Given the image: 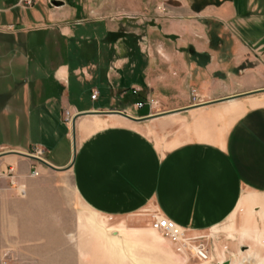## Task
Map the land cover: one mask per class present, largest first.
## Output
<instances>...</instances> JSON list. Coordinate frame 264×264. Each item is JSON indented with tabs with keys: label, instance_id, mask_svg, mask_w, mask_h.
Returning <instances> with one entry per match:
<instances>
[{
	"label": "crops",
	"instance_id": "0c3cea01",
	"mask_svg": "<svg viewBox=\"0 0 264 264\" xmlns=\"http://www.w3.org/2000/svg\"><path fill=\"white\" fill-rule=\"evenodd\" d=\"M58 1L0 0V264H162L155 213L204 236L202 264H264V104L225 99L264 86V0ZM131 19L139 65L110 42Z\"/></svg>",
	"mask_w": 264,
	"mask_h": 264
},
{
	"label": "rangeland",
	"instance_id": "374dc122",
	"mask_svg": "<svg viewBox=\"0 0 264 264\" xmlns=\"http://www.w3.org/2000/svg\"><path fill=\"white\" fill-rule=\"evenodd\" d=\"M53 1H58V0H53ZM63 1H66L67 3L74 2L73 0H63ZM51 4L53 5L54 3H51ZM69 5L72 6L71 4H69ZM131 21H132L131 22L132 32L131 33L125 32L123 23L121 22V25L119 26L118 31L111 33V36H112L111 40L112 41L110 40V42H113V40H114V42H120L122 45H125L126 47H128V49H131L132 62H134L135 64L137 63L136 65H139L138 62H139V54H140L141 33L139 34V33H136L134 31H135L136 27L139 26L140 24L138 22L134 23L133 19H131ZM79 23H80V20H77V19L74 20V22H73L74 25L79 24ZM91 23L92 22H90V24ZM128 23H130V22H127V24ZM71 24H72V22H71ZM127 30H128V28H127ZM67 42H68V40H67ZM75 43L76 42H75L74 38H69V45H68L69 47L68 48H70V45L74 46ZM89 45H91V44H89ZM69 57L73 58V55L69 54ZM89 58L91 59V56ZM46 72H47V74H49L52 71L49 68H47ZM24 73L22 74L21 77L25 76ZM263 88H264V86L260 87V89H263ZM142 95H143L142 97L146 98V95L144 92H142ZM130 97L132 98L131 100H129V98L125 97L126 103H125V101L123 102V101L117 99L116 100V107L121 108V106L127 105V104H129L130 106H135L134 102L137 100V97H134V98L132 96H130ZM146 101H148L147 98H146ZM261 104H264V91L255 92V95H253V97L246 98L245 100L242 101V104L239 103V104H236L235 106H233L232 109L234 112V117L236 118L247 106L261 105ZM115 110H117V109H115ZM163 110L164 109H159V110H157V112L159 113V112H162ZM165 111H163V112H165ZM152 216L153 215H151L149 218L148 217L145 218L146 220L144 221L143 224H144V227L146 228V231L143 232V234L141 236L148 237V238L160 239L164 243V261L162 262V264H177L178 257H182V258H185L188 260V262L185 261V262H183V264H185V263L202 264V263H204V261H207L210 258L209 254H207V257L204 260L188 258L184 254H182L181 252L176 250L174 245L170 244L166 239H164L158 231L151 228ZM106 221H107L106 224L111 228V230H113V231L110 230L111 234L115 233L116 236H135V235L131 234V232L125 231L127 229V225L124 224L123 219H108ZM138 236H140V235H138ZM207 248H208V246H207ZM148 264H157V263L155 262L154 258L153 259L150 258ZM158 264H161V262H159Z\"/></svg>",
	"mask_w": 264,
	"mask_h": 264
},
{
	"label": "built area",
	"instance_id": "2783aa9c",
	"mask_svg": "<svg viewBox=\"0 0 264 264\" xmlns=\"http://www.w3.org/2000/svg\"><path fill=\"white\" fill-rule=\"evenodd\" d=\"M37 0H19V4L23 7H32ZM98 96L97 91H93L91 98L95 99ZM149 105L152 108L156 102L153 99H148L146 102L139 101L135 103L137 108L144 105ZM35 158L43 159L44 149L34 147L31 151L26 153ZM33 174H37L34 170ZM23 194V190H20ZM151 228L158 231L164 239L170 244L174 245L176 250L184 254L188 258L204 260L208 254L207 243L203 235L193 233L189 228L183 227L173 221L172 219L155 213L152 216Z\"/></svg>",
	"mask_w": 264,
	"mask_h": 264
},
{
	"label": "water",
	"instance_id": "95a60500",
	"mask_svg": "<svg viewBox=\"0 0 264 264\" xmlns=\"http://www.w3.org/2000/svg\"><path fill=\"white\" fill-rule=\"evenodd\" d=\"M54 5L56 6H59L62 4V1H53ZM260 91H264V88L263 89H258V90H255V91H252V92H249V93H244V94H237V95H232V96H229V97H226L225 99H233V98H237V97H240V96H243V95H246V94H253L255 92H260ZM107 112H111V113H117V114H121L123 116H126V117H129V118H134L132 116H130L129 114L123 112V111H118V110H110V111H107ZM87 113H101V111H91V112H87ZM165 112H160L159 114H164ZM75 120V119H74ZM13 152V151H12ZM26 156H29L31 158H34L36 159L37 161L41 162L42 164H45L47 166H50L51 168H54L52 165H50L49 163H47L45 160L43 159H39V158H35V157H32L30 155H27L25 154Z\"/></svg>",
	"mask_w": 264,
	"mask_h": 264
},
{
	"label": "trees",
	"instance_id": "16d2710c",
	"mask_svg": "<svg viewBox=\"0 0 264 264\" xmlns=\"http://www.w3.org/2000/svg\"><path fill=\"white\" fill-rule=\"evenodd\" d=\"M69 4H71L72 6H77L74 2H69ZM79 8V7H78ZM111 35V34H110ZM196 56H198V55H196Z\"/></svg>",
	"mask_w": 264,
	"mask_h": 264
}]
</instances>
